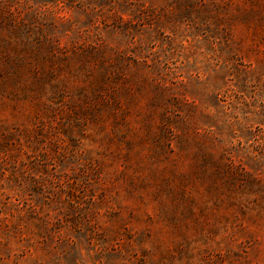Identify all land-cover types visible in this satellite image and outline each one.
<instances>
[{"label": "rangeland", "instance_id": "obj_1", "mask_svg": "<svg viewBox=\"0 0 264 264\" xmlns=\"http://www.w3.org/2000/svg\"><path fill=\"white\" fill-rule=\"evenodd\" d=\"M0 264H264V0H0Z\"/></svg>", "mask_w": 264, "mask_h": 264}]
</instances>
